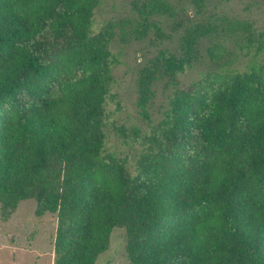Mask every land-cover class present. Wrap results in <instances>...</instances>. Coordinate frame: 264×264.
I'll return each instance as SVG.
<instances>
[{
    "label": "trees",
    "instance_id": "trees-1",
    "mask_svg": "<svg viewBox=\"0 0 264 264\" xmlns=\"http://www.w3.org/2000/svg\"><path fill=\"white\" fill-rule=\"evenodd\" d=\"M192 3L193 12L134 2L131 16L94 33L101 0H0L1 209L8 219L35 199L38 214L57 213L54 264H96L115 227L126 229L129 264H264V28ZM178 33L173 49L159 48ZM45 34L63 45L42 52ZM151 34L159 49L139 69L136 101L148 150L135 173L107 147L122 56L112 46ZM211 38L250 57L245 69L228 66L219 85L176 91L154 122L156 82L193 67ZM224 53L232 50L223 43L208 48L212 59ZM192 133L201 146L176 153Z\"/></svg>",
    "mask_w": 264,
    "mask_h": 264
},
{
    "label": "rangeland",
    "instance_id": "rangeland-1",
    "mask_svg": "<svg viewBox=\"0 0 264 264\" xmlns=\"http://www.w3.org/2000/svg\"><path fill=\"white\" fill-rule=\"evenodd\" d=\"M141 1L143 0H101L95 11L93 32H98L107 21H120L131 16L133 3ZM168 1L177 8H187L189 12H193V0ZM207 6L210 13L216 11L217 15L249 21L264 28V0H207ZM180 36L181 33H178L172 42H164L159 48L173 49L178 44ZM151 37L152 34L144 40L129 39L125 43L116 39L112 46L114 51H121L122 56L121 63L114 68L115 80L107 105L109 123L126 129L127 136H121L114 125H111L107 147L124 157L128 161L129 169L134 172L140 154L148 150V146L142 142L148 125L141 119L136 101L139 69L148 64L159 49L151 46ZM216 43L227 45L229 50H232L231 57L224 53L220 54V59H212L208 55V48L215 46ZM62 45V42L55 41L50 34H45L42 52L46 54L53 52ZM200 47L202 58L193 67L174 77H163L154 85L155 98L150 108L154 122L163 117L170 97L176 91L192 89L200 91L209 83L219 85L221 76L225 74L228 66L240 65L245 69L250 58L235 52L233 42L220 38L203 39ZM259 61L264 62V53L260 55ZM135 126L141 128V136L138 138H134ZM200 146L199 136L192 133L184 135L174 150L176 153H182L189 149L197 150ZM37 207L35 199L24 200L10 217L5 219L0 204V264H54L58 216L57 213L50 212L40 215L37 213ZM126 245V229L115 227L109 248L99 256L96 264H129ZM176 264H185V260L182 258Z\"/></svg>",
    "mask_w": 264,
    "mask_h": 264
}]
</instances>
